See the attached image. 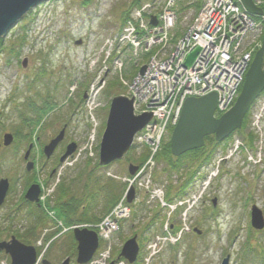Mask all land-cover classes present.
Wrapping results in <instances>:
<instances>
[{
  "label": "rangeland",
  "instance_id": "374dc122",
  "mask_svg": "<svg viewBox=\"0 0 264 264\" xmlns=\"http://www.w3.org/2000/svg\"><path fill=\"white\" fill-rule=\"evenodd\" d=\"M134 1L53 0L37 6L16 21V26L3 41L4 50L0 51V140L6 133L13 136V143L0 150V179H9L11 183L10 193L0 209V241L15 235L19 230L27 231L37 221L31 216L30 206L23 200L25 186L30 180L37 179L32 177L29 180L32 171L26 170L27 163L24 160L28 147L32 145L34 159L30 154V160L36 161L40 168L37 173L39 180L45 182L56 171V175L47 182L50 190L54 189L59 178L76 190L82 182H86L87 177L84 179L79 176L89 164L88 172L93 171L95 177H101L100 185H94L90 190L96 194L101 188L100 193L104 198L107 194L101 191L105 186L115 190L124 185L122 179L127 177L131 162L140 166L130 176L121 193L127 198L130 186L136 189L132 216L111 239L112 258L120 252L127 239L136 233L142 238L140 257L145 264H222L227 256L230 257V264H264V229L255 230L251 222L253 205L264 213V97H259L260 101L250 108L242 128L235 131L230 140L218 143L220 149L207 155V162L203 160V154L200 155V170H188L185 166L172 171L170 176L165 172L163 162L159 165L157 162L156 169L152 170L151 158L154 154L149 152L146 157L136 158L134 153L138 142H133L128 156L110 169L96 166L112 98L123 94L132 98L134 90L139 87L134 89L130 82L139 74L140 67L153 57L149 52L141 51L142 42L149 35L150 22L142 18L145 12L141 11L144 9L142 5L146 4L149 8V4L156 0H142L131 9ZM225 1L231 5L220 8L232 10L225 15V19L220 13L219 19L226 20L229 25L239 14L243 20L244 13L239 10L240 1ZM179 2L164 0L169 10ZM183 4H189L200 10L202 16H208L214 3L213 0H184ZM252 4L258 10L261 7L256 0ZM181 7L183 17L187 8L185 5ZM172 15L177 16L176 12H172ZM261 20H264V16ZM256 24L258 28H253L255 32L245 42L254 51L264 40V26L260 21ZM186 25L183 24V28ZM227 25L222 26L221 34ZM195 26L200 29L199 32L206 33L212 24L203 21V24ZM135 35L139 39L136 43ZM127 37L130 40L124 45ZM171 40L175 41L174 38ZM200 50L207 49L202 45ZM25 60L26 65H23ZM117 60H123L124 63L120 66ZM164 76L165 72L161 78ZM173 79L174 76H169L168 87L157 83V89H152L150 95L137 100L136 115L154 114L163 106L170 108L167 102H163L165 94L174 93V97L179 94L177 103L184 106V102L190 98L182 96V92L171 83ZM110 87L115 91L113 94L110 93ZM86 92L90 99H83ZM160 93L163 96L156 98ZM152 95H155L156 102ZM158 100L163 103L160 104ZM91 106L93 111H90ZM174 106L176 108L173 111L176 112L178 105ZM164 111L169 116L164 120L158 116L159 113L152 116L141 135L149 145L157 146L158 152L161 145L162 150L167 144L171 146L173 132L165 127L166 119H170L169 124L172 125L177 122H171V119H175L174 113L170 115L169 110ZM224 111L228 112L229 109ZM215 117L218 118L217 114ZM21 124L20 131L18 127ZM64 125L67 126L65 140L47 159L43 155V148L64 130ZM152 131L157 142L151 138ZM212 136L217 142L214 134L207 135L204 145L195 151L204 148L208 151L211 147L207 146L206 139ZM135 138L138 140V136ZM71 142L76 143V150L58 166L59 159L66 152V145ZM63 166L66 167L64 170ZM148 169L151 170L150 182L144 185L140 178L145 176ZM138 172L140 178L136 184ZM110 173L119 176L110 177ZM191 180V185L182 192L183 197L176 196L175 192ZM52 195L55 200L57 193ZM169 198L173 202L168 201ZM103 206L104 200L100 198L98 209L102 210ZM55 210L59 214L58 208L55 207ZM154 218L156 220L153 222ZM47 220V226H42L38 239L46 229L56 225L55 218L47 215ZM150 223L152 225L147 230ZM195 229L201 233L195 232ZM166 232L169 233L167 236ZM172 237L181 241L175 242ZM68 242L69 239L61 235L57 247L48 254L47 260L52 264H61L67 257H72L74 244L69 245ZM175 243L178 244L173 246ZM4 259L2 257L0 261ZM72 259L71 264H77L75 258Z\"/></svg>",
  "mask_w": 264,
  "mask_h": 264
},
{
  "label": "water",
  "instance_id": "95a60500",
  "mask_svg": "<svg viewBox=\"0 0 264 264\" xmlns=\"http://www.w3.org/2000/svg\"><path fill=\"white\" fill-rule=\"evenodd\" d=\"M48 0H0V37L7 36L16 26V21L35 7L38 3ZM245 7L256 15L261 11L256 9L251 0H243ZM156 23V22H153ZM199 50L191 54L186 65H190ZM264 40L261 49L256 53L243 86V89L233 108L220 118L215 117L217 108V95L210 94L200 99H189L186 101L179 123L175 127L171 138V150L174 156H180L188 151L198 149L204 145V138L214 134L216 141L221 143L228 139L235 131L242 128L243 121L254 103L264 92ZM26 61L24 62V65ZM146 67L141 69L144 73ZM134 98L119 95L113 98L106 130L103 134L100 151L99 164L108 166L115 161L122 160L132 147L135 135L140 132L151 120L152 114L138 116L134 113ZM64 138V131L50 142L44 149L47 158L54 153L59 143ZM13 136L6 134L4 146L12 143ZM1 148V144H0ZM76 150V144L72 143L67 147V152L61 158L64 162L68 156ZM29 154L27 153L26 159ZM34 163H29L27 168L31 170ZM138 167L131 165L130 174L133 175ZM9 190V181H0V207L4 203ZM40 186L33 185L26 194V199L31 202H39ZM135 195L134 188L129 192L128 202L132 203ZM252 226L256 230L264 229V214L257 207L253 206L251 213ZM198 232V230H195ZM200 233V232H199ZM74 236L78 242V263L86 264L94 256L99 238L96 232L88 229H75ZM5 251L11 258V264H35L37 251L32 246H27L13 237L10 242L0 243V252ZM140 252L137 237L126 242L120 257L134 263ZM67 259L64 264H69ZM44 264H48L46 261ZM111 264H115L112 262ZM222 264H229V257L223 260Z\"/></svg>",
  "mask_w": 264,
  "mask_h": 264
},
{
  "label": "built area",
  "instance_id": "2783aa9c",
  "mask_svg": "<svg viewBox=\"0 0 264 264\" xmlns=\"http://www.w3.org/2000/svg\"><path fill=\"white\" fill-rule=\"evenodd\" d=\"M229 1L234 2L235 0H229ZM221 2H222L221 6L230 4L225 0H215L213 1L214 4L212 8L221 4ZM256 2L261 6H264L263 0H257ZM155 3L157 5H161L164 3V0H156ZM165 7L167 8V10L164 13H162L160 16L161 25L157 28V30L156 28L154 29L150 27L148 28L149 35L146 41L142 42V50H141V51L144 50L146 52H149L157 48L159 49L158 53L160 52V54L158 53L156 54V56L152 59V61L149 64L147 73L144 76H142L143 79L145 80L144 85L137 88V93H133V94L139 99L144 96H148L150 95V91L152 89H157V83L165 84L166 87H168L170 85L169 83H167L169 76H174V79L171 83L175 86L176 89H179V92H182L183 97L186 96L197 97V96L206 95L211 92H216L218 94V110L220 112H223L226 108L230 106L236 94L237 88L239 87L240 82L242 80L243 72L246 68V67H243L242 69L239 68V66L241 65V60H243L244 58H238V56H241L242 54L231 51L233 43L225 45L218 50H214L213 48H211L212 45L210 46V44L214 43L216 38H213L210 43H206V42L201 43L200 40L204 36L203 35L204 33L199 32L200 29L196 28L195 26L196 24H190V23L187 24L186 32L188 33V36H191V38L180 40L177 43L175 49H173L168 54L167 50L170 48L169 47L171 45L170 41L171 38L173 37V31L170 27H173L174 24L171 21L169 25H167L166 20L173 19L174 21L175 16L172 15L173 11L169 10L168 4H165ZM145 8H147V6ZM149 9L150 6L149 8H147V10ZM231 10L232 9L221 8L220 13L224 18L225 15H228ZM219 21L222 26L224 24L225 25L228 24L226 20L219 19ZM190 26H192V28H190ZM208 26L209 25H207L206 27L208 28ZM209 30L211 33L213 31V26H211V29ZM194 32L196 33V35H194ZM138 40H139L138 36L135 35V43ZM199 44L205 45L207 50L201 51L194 66L191 69H185L184 61L187 54L189 53V50L190 49L193 50L196 47L201 48L202 45ZM161 60H166V61L163 62ZM232 61H234L238 65L237 69L234 65L231 64ZM225 68H227V72L229 71L228 78L225 77V74H223V70L225 71ZM163 72H165V76L162 79L161 76ZM178 95L179 94H177V96ZM162 96L163 95L160 93V96L158 95L156 98ZM177 96L174 97V93L171 95L165 94L163 97L164 103L167 102L170 108H164V106L159 107L157 112L154 114L158 115L159 113L160 115L158 116H160L164 120L167 116H169L166 115L164 110H169L170 115L172 113H174L175 115V119H171V121L172 120L173 122L177 121L181 110V108L179 107H182L177 103L178 100ZM172 100H174L173 103H171ZM174 104L178 105L176 112L173 111L176 108ZM169 122L170 119H166L165 127H167ZM155 136H156L155 133L152 131L151 138L154 142H157ZM157 150L158 147L153 144L152 146L153 154L156 153Z\"/></svg>",
  "mask_w": 264,
  "mask_h": 264
},
{
  "label": "trees",
  "instance_id": "16d2710c",
  "mask_svg": "<svg viewBox=\"0 0 264 264\" xmlns=\"http://www.w3.org/2000/svg\"><path fill=\"white\" fill-rule=\"evenodd\" d=\"M141 2L142 0H135L133 2V6L131 9L135 8V6ZM3 45H4L3 41L0 40V51ZM109 89H110L111 94L115 92L112 87H110ZM263 96H264V93H263ZM22 123H23V120H22ZM22 125L23 124L20 125V128L18 127L20 131L22 130L21 129ZM206 140H207L206 142L207 146L211 147L209 148L210 151L209 149L208 151H206L204 148V150L191 151L177 158L173 157L171 153L170 144H167L166 146H164L158 159H159V162L164 163L165 172H167L170 176H172V171H178L185 166H187L186 168H188V170L202 169V165L198 161V159L200 158V155L203 154V156L205 157V159L203 158V160L207 162L208 161L207 158H209L207 157V155L209 153H212L213 151L216 152L220 146V144L215 142V140L213 139V136L208 137V139ZM87 166L88 168H86ZM96 166H98L97 163H96ZM89 167H90L89 164H87L85 166V169L82 170L80 174V176L84 177V179L85 177H87V180L85 183L82 182L79 188H77L76 190H73L70 184L62 183L58 189L57 196L55 200L53 201L54 209L56 207L59 210L58 211L59 218L63 220L64 224L67 225L68 227L76 223H98L100 222L107 214L111 212L113 207L117 204V200L121 198V193L123 189L122 186H120L118 189H115V190L109 186H105L103 190L101 191L102 194L103 193L107 194V196H105L104 198L101 196V193H100L101 188L96 194H94V192H92L90 188L93 189L92 186L94 185L96 186L97 184L100 185L101 177H97V176L95 177L93 174V171L88 172ZM196 172L197 170L195 171V173ZM85 173H88V174H85ZM185 173H187V171ZM191 183H192V180L191 182L186 183L185 186L181 190H179L178 192H175L176 196L178 197L182 196V192L184 191V188L186 191L188 186L191 185ZM170 194L171 193H169V195ZM99 197L102 200H104V206L102 210L98 209V200H100ZM168 201H172V200L169 198ZM26 204H28L31 208V216H33L37 221L27 231L22 232L19 230L18 232H16V236L22 243L30 245V244L35 243V241L38 239L39 234L42 230V226H47L48 220H47V214L45 213L42 207L35 205V204L28 203V202H26ZM134 214L136 215V213ZM154 220L156 219L154 218L152 221L154 222ZM151 225L152 224L150 223L147 226V230ZM146 240L148 239L145 238V241ZM72 243L75 245L73 236L70 237L69 245ZM263 255H264V252H263ZM135 264H145V261L143 260L142 257H140L139 260Z\"/></svg>",
  "mask_w": 264,
  "mask_h": 264
},
{
  "label": "bare ground",
  "instance_id": "6f19581e",
  "mask_svg": "<svg viewBox=\"0 0 264 264\" xmlns=\"http://www.w3.org/2000/svg\"><path fill=\"white\" fill-rule=\"evenodd\" d=\"M50 1H53V0H48V1H43L42 3H38L35 7L28 10L23 15V17L26 14H28L32 9H35L37 6L49 3ZM213 1H215V0H213ZM237 1H240L239 2V10L244 13V14H242L243 20L239 17V14H238L236 19L234 21L230 22L227 27H225V31L223 34H221L222 25L219 21V15H220V9H221L220 6L222 5V2L217 7L212 8V10L208 16H202L200 14V10L194 8L193 6H191L189 4H183L184 0H180L178 5L170 8L171 11L176 12L177 16L174 17V21H173V19L172 20H166V24L169 25V23L172 21L174 24V26L171 28L172 31L175 32L176 34H178L180 36L181 40H184L186 38L190 39L191 36H188V33L183 28V24L190 23V24H196V25L200 24L201 25V24H203V21L210 22L213 26V31L210 33V30H209L208 33H204L203 34L204 36L202 37L200 42L201 43H203V42L210 43L213 38H216L215 42L210 44V46L212 45L211 48H213L214 50H218L225 45L233 43L231 51H233L235 53H241L243 58H244L243 59L244 61L241 60V65L239 66V68L242 69L243 67H246L247 62L250 61V58H252L254 61V59L256 57V56H254V53H255L254 48L249 47L248 45H245V42H247L249 40V38L251 37V35L255 32L253 28H255V27L258 28V24H256V22L260 21L262 23V26H264V20H261V18L264 16V6L259 7V10L261 11L260 14L255 16L256 14L252 13V16H251V12L245 7L244 1L243 0H237ZM253 1L254 0H251L252 3H253ZM183 5H185V8H187V11H185V13H184L185 15L182 17L183 14H182V7L181 6H183ZM149 6H150V8H152L150 15L149 16L143 15L142 18H144L150 22H155L158 19V13H160V12L164 13L167 10V8L165 6L157 5L155 2L150 3ZM217 11H218V13L216 14ZM246 17H248V18H246ZM180 18H181V20L178 21V19H180ZM181 23H182V25H181ZM159 26L160 25H158L157 28ZM260 26H261V24L259 23V27ZM5 38H6V36L0 37V40L5 39ZM129 40H130V37L125 38L124 39V45L127 44L129 42ZM3 47L1 48L2 51L4 50ZM116 63L121 66L124 63V61L123 60H117ZM231 64L234 65L236 67V69L238 68V65L234 61H232ZM195 71H196V69H195ZM137 74H138V72H137ZM223 74H225V77H227V78L229 77V71L227 72V68H225V71L223 70ZM144 82H145V80L139 74L132 80V82H130V85L135 89L136 87H140V86L144 85ZM134 93H137V90H134ZM152 97L154 98V102H156L155 95H152ZM46 99L49 100V97H47ZM137 100H139V98H134L133 106L136 105ZM157 102H160V104H162L164 101L162 102V100L161 101L158 100ZM76 245L78 248V242L77 241H76ZM7 256L10 257L8 254H7ZM92 261L94 264L96 263V260L94 259V257H92ZM86 264H89V263L87 262Z\"/></svg>",
  "mask_w": 264,
  "mask_h": 264
},
{
  "label": "flooded vegetation",
  "instance_id": "af4514ba",
  "mask_svg": "<svg viewBox=\"0 0 264 264\" xmlns=\"http://www.w3.org/2000/svg\"><path fill=\"white\" fill-rule=\"evenodd\" d=\"M76 247H77V246H76ZM101 247H102V245L100 244V248H101ZM100 248H99V249H100ZM1 257H8V256H7L5 253L2 252V253H0V258H1ZM71 258H72V257H71Z\"/></svg>",
  "mask_w": 264,
  "mask_h": 264
}]
</instances>
